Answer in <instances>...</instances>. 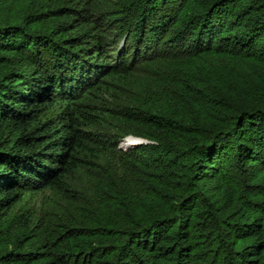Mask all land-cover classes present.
Here are the masks:
<instances>
[{"label": "trees", "instance_id": "1", "mask_svg": "<svg viewBox=\"0 0 264 264\" xmlns=\"http://www.w3.org/2000/svg\"><path fill=\"white\" fill-rule=\"evenodd\" d=\"M30 4L0 9V264H264V0Z\"/></svg>", "mask_w": 264, "mask_h": 264}, {"label": "rangeland", "instance_id": "2", "mask_svg": "<svg viewBox=\"0 0 264 264\" xmlns=\"http://www.w3.org/2000/svg\"><path fill=\"white\" fill-rule=\"evenodd\" d=\"M32 0H0V9L4 13H8L9 9H13L15 11L18 10H28L30 7L29 4L31 3ZM37 1H35L36 3ZM31 5V4H30ZM33 6H31L32 8ZM11 9V10H12ZM231 72L230 68H223L222 73L223 74H229ZM143 140L144 142L141 143V141L134 139L132 142L125 143L127 144H132V145H127L124 148H135L139 144H145V143H153L154 141L146 139L141 136H135ZM126 141V140H125ZM42 201V195L41 194H36L31 199L27 197L26 201L24 202L25 207H38L39 203ZM28 202V203H27Z\"/></svg>", "mask_w": 264, "mask_h": 264}, {"label": "water", "instance_id": "3", "mask_svg": "<svg viewBox=\"0 0 264 264\" xmlns=\"http://www.w3.org/2000/svg\"><path fill=\"white\" fill-rule=\"evenodd\" d=\"M124 139H136V140L141 141V143L144 142L143 140H141L138 137H135V136H132V135H127V136L123 137L122 139H120V141L118 143V147L119 148H123L124 149V147H122V143L124 142Z\"/></svg>", "mask_w": 264, "mask_h": 264}, {"label": "bare ground", "instance_id": "4", "mask_svg": "<svg viewBox=\"0 0 264 264\" xmlns=\"http://www.w3.org/2000/svg\"><path fill=\"white\" fill-rule=\"evenodd\" d=\"M132 141H134V139H124V142L122 143V147H125L126 146L125 143L132 142Z\"/></svg>", "mask_w": 264, "mask_h": 264}, {"label": "clouds", "instance_id": "5", "mask_svg": "<svg viewBox=\"0 0 264 264\" xmlns=\"http://www.w3.org/2000/svg\"><path fill=\"white\" fill-rule=\"evenodd\" d=\"M122 139V138H121ZM120 141V140H119ZM119 143V142H118ZM125 149V148H124Z\"/></svg>", "mask_w": 264, "mask_h": 264}]
</instances>
